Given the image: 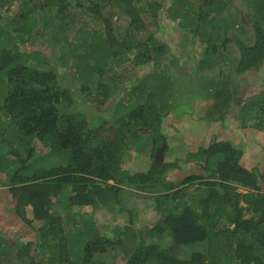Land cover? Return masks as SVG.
Masks as SVG:
<instances>
[{
    "label": "trees",
    "instance_id": "1",
    "mask_svg": "<svg viewBox=\"0 0 264 264\" xmlns=\"http://www.w3.org/2000/svg\"><path fill=\"white\" fill-rule=\"evenodd\" d=\"M52 1L0 0V173L10 171L6 188L15 219L31 228L36 227L33 221L39 222L33 228L35 240L13 243L0 232V264H116V251L122 252L126 264H264V192L252 171L239 163L241 150L222 141L187 153V161L204 159L203 173H192L163 192L154 178L176 161L154 162L147 172L130 173L121 167L128 153L125 147L113 149L94 130L108 115L93 121L88 109L80 110L86 106L100 113L97 108L110 106L114 139L137 150L150 143L152 154L166 144L168 130L173 129L171 136L183 145L189 136H177L183 131L179 125L195 122L196 116L221 122L236 108L243 127L264 128V100L257 99L264 90L245 95L247 85L239 88L224 70L233 64L237 79L264 61V0H235L231 8L223 0H171L166 16L181 33L205 45L197 66L210 72L199 84L179 91L182 96L173 95L178 80L171 67L176 56L159 71L139 74L136 69L158 62L167 52L166 43L156 38L157 23L145 36L137 32L141 12L156 20L165 0H58L57 21L45 10ZM72 2L87 15H99L104 30L73 28L76 18H67L74 15L68 8ZM106 7L129 18L122 37L101 15ZM245 23L252 28L248 42L236 34L246 32ZM68 28L71 35L66 34ZM36 35L46 37V43L51 38L59 53L70 52L72 60L60 55L61 65L73 69L69 80L49 68L42 49L28 47ZM219 40L225 48L214 45ZM228 43L236 53L231 55ZM120 185L155 187L159 218L135 231L136 244L126 243L131 238L126 233L131 215L125 226L98 224L94 218L97 208L125 213ZM182 192L189 197L179 198ZM81 207L90 212L80 213ZM73 208L79 210L72 213ZM165 235L170 241L163 245Z\"/></svg>",
    "mask_w": 264,
    "mask_h": 264
},
{
    "label": "rangeland",
    "instance_id": "2",
    "mask_svg": "<svg viewBox=\"0 0 264 264\" xmlns=\"http://www.w3.org/2000/svg\"><path fill=\"white\" fill-rule=\"evenodd\" d=\"M223 1L228 3V8L235 6V0ZM164 3V6H160L158 10L156 20L149 14L141 12L143 20L141 24L142 27L138 28L137 32H139V34H141L142 36H145L148 32V29H153L154 27H156L155 23H157L158 32L156 38L158 39V42L163 41L166 43L165 47L167 52L159 57L158 62H156L157 60L150 61V63H144L143 65L136 67V69H138V71L139 69L141 70L139 71V74H142V72L145 71H159L161 65H163L164 62L171 59L172 55L176 56L178 60L171 67L173 73L171 75L176 78V81L178 80L177 84L175 83L173 85V95L178 93L179 96H182V92L179 91H183L190 85L195 86L196 83L199 84L201 81L204 80L200 79V77L204 78L205 76H209L210 72L207 67L200 68L199 65L197 66V62H199L201 59L198 53L202 49H204L205 45H200L195 41H192L191 35L181 33L180 30L174 27V22L166 16L165 12L166 8L171 3V0H165ZM44 6L45 10H50V14L48 17L52 19V21L59 20L57 13V8L59 6L58 0H54L49 5L45 4ZM79 7L81 8V5L77 2H72L68 4V8L73 10L74 15L67 18H76V22L71 23V26L73 28L84 26L85 28H103L104 30V22L99 17V15H87L86 13H84L85 10L80 9ZM101 15L107 16L111 27L113 28L114 32L119 34V37H122L124 35L125 29L128 26L129 22L128 17L115 14L114 11L109 10L107 7L105 9L101 8ZM147 15H149V17H147ZM243 26L246 31L245 33L241 35L236 32L235 33L243 41L248 42L246 37L247 35H250V32L252 31L251 23H245ZM70 32L71 30L68 28L66 34L71 35ZM87 36L89 35H85V37ZM46 40V37H43L42 35H36L34 38L28 40L27 45L28 47L37 46L38 48L42 49L48 57V62H50L49 68L54 71H57L58 76L62 77L63 80H69L68 78L70 77V73L73 69L61 65L60 55L64 56V58L66 59L70 58V60H72L73 57H70V52L68 50L59 53L58 50L55 49V47H52L51 38L50 40L48 39L49 42L47 43ZM214 45L218 46L220 49L225 48L222 46L221 40L215 41ZM229 45L231 55L233 53H236L234 51V45L228 43V47ZM157 63L159 65H157ZM127 67H129L128 72H130L132 66L130 64H127ZM224 70L225 73L230 75V80H232L234 84H238L239 88L244 89V85H247L244 89L246 92L245 95L259 94L261 91L264 90V61L261 63L259 68L255 70H250L249 72L241 74L240 76L238 75L239 77L237 79H235L237 74L234 71L233 64L232 66L231 64L227 65L226 67H224ZM210 83H212V85H216L217 82H213L212 80H210ZM128 85L129 86H127V88H129L131 84L129 83ZM257 96V99L264 100V96ZM212 100L213 98L204 102L205 108L204 110L202 109L201 112L206 111V107L210 106ZM191 103L192 101L189 102V105H191ZM83 109H88V113L93 114V121L99 118L102 114L108 115L105 120L111 118L112 109L110 108V106H103L101 108H97V110L101 111H99L100 113H97L95 109L86 108V106H82L80 108L81 111ZM196 117L193 118L195 121L193 123L188 120L184 121L185 125H179L183 129V131L179 132L177 136L179 138H181L182 135L185 136V138L186 136H189V138H186L184 146H180V140L178 141L174 139L173 136H171V134H173V129L168 130V134H170V136L168 138L167 147L165 148L166 151L162 160L165 159L171 162L173 160H177V165L167 169L163 175H159L158 177L154 178V180L158 183L157 186L162 188L163 192L168 189L172 190L169 187H171L172 185L180 184L190 174L203 173L201 168L203 166V162L196 161V159H188L187 161V159H185L186 153L190 151L195 153L199 147L207 146L212 141H227L235 149H239L242 151L238 159L239 163H241L246 169L252 171L258 182L259 190L264 192V128H259L258 126H254L252 124L248 125L247 127H243L240 123L242 119L238 117L236 108L232 109L225 117H223V120L221 122H209L205 121L206 119L203 120L198 119ZM168 120V117H166L164 119V122L166 123L168 122ZM109 122L111 123V120H109ZM105 123L106 122L100 123L95 127L94 130L96 131L97 135L102 140H104V144H111L113 149H118L120 145H123V147H125L128 153L127 155H124V158L122 155L123 161L121 167L131 172H147V170L155 162V153L152 154L151 152V144L149 143V145L145 146L144 149L139 150L133 147H129L128 145L122 144L120 143V141H116L114 139V127L109 128L105 125ZM195 127H197L198 130H195V132L191 133V131L195 129ZM35 146L39 147V144L35 143ZM9 172L0 173V232L13 243H15L16 240L20 242L22 241V243L26 242L27 240H35L33 238L36 237V230H34L33 228L37 229V226L39 225L38 221H33L31 223L36 226L33 228H31V225H28L18 220L17 218V222L14 221L16 220V216L13 215V200L9 194L8 189L6 188V184L9 179ZM112 182L113 181H110V183ZM119 188L121 190V194L119 195V197L123 202L121 210H123V212L125 211V213L118 215V213L116 212H110L109 210L105 211L103 210V208H97L94 211V218L96 219L98 224L99 222H104L105 224L111 223L112 226L114 224H122V226H125L128 221L127 216L131 215L130 219L132 220V222L129 223L130 225H128L129 227L128 229H126V233L131 236V238H129L126 243H128L129 245L131 243L136 244L139 240V236L135 231H139V229H142L143 226L149 227V225H152V222L154 220L159 218L157 212L154 209L155 202H153L155 199V187L153 185H149L148 190H139L133 185H120ZM192 189L193 188L191 187L188 188V193ZM238 189L244 190L245 188L239 187ZM178 197L185 198L189 197V195L186 192H182L178 193ZM78 210L79 209L73 208L72 213L77 212ZM87 210L88 212H90L89 209L85 210V207H81L79 212L84 214L87 213ZM115 210H119V204L115 207ZM126 211H128V214H126ZM28 215L32 216L30 210L28 212ZM76 219H78V214H74L73 222H75ZM3 223H9V225L13 224V226L15 225L17 229H15V227H13L14 229L5 228ZM145 239H148L147 235ZM169 241L170 236L165 235L163 240L161 241V244L165 245ZM122 256L123 254L121 251H116V264H126V260L122 259ZM45 260L46 258L44 259V261Z\"/></svg>",
    "mask_w": 264,
    "mask_h": 264
},
{
    "label": "clouds",
    "instance_id": "3",
    "mask_svg": "<svg viewBox=\"0 0 264 264\" xmlns=\"http://www.w3.org/2000/svg\"><path fill=\"white\" fill-rule=\"evenodd\" d=\"M103 122H106L105 125H106L107 127H109V128H110V127H113V126H112V125H113L112 122L110 123L109 120H103ZM114 131H115V130H114ZM95 132H96V131H95ZM114 134H115V132H114ZM214 142H215V141H212L210 144H208L207 146H203V147H204V148H208V147L211 146V144L214 143ZM184 145H185V144L180 145V146H184ZM165 146L167 147V142H166V144H165V143H161V145L158 146V147L155 149V152H154L155 154L153 153L154 156H155V162H159V163H161V162H171V161H167V160H165V159L162 160V158H163V156H164V153H165V151H166ZM160 148H161V157H160V158H157V157H156L157 150L160 149ZM168 148H169V147H168ZM168 148H167V149H168ZM200 148H201V147L198 148L199 151H200ZM164 149H165V150H164ZM169 149H170V148H169ZM198 150H197V151H198ZM197 151H196V152H197ZM187 153H193V152L190 151V152H187ZM187 153H186V154H187ZM185 159H186V155H185ZM200 160H201V161L203 162V164H204V159H203V158H196V161H200ZM175 161H177V160H173L171 163H174ZM175 165H176V164H174L173 166H175ZM173 166H172V167H173ZM169 168H170V167H169ZM169 168H168V169H169ZM130 172H131V171H130ZM184 181H185V180H184ZM112 183H113V182H112ZM174 189H176V188H174ZM260 191H261V190H260ZM262 192H263V191H262Z\"/></svg>",
    "mask_w": 264,
    "mask_h": 264
},
{
    "label": "water",
    "instance_id": "4",
    "mask_svg": "<svg viewBox=\"0 0 264 264\" xmlns=\"http://www.w3.org/2000/svg\"><path fill=\"white\" fill-rule=\"evenodd\" d=\"M156 157L157 158H160L161 157V148L157 150Z\"/></svg>",
    "mask_w": 264,
    "mask_h": 264
}]
</instances>
